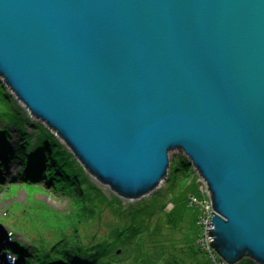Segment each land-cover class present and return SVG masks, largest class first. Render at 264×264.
I'll use <instances>...</instances> for the list:
<instances>
[{
  "label": "water",
  "instance_id": "water-1",
  "mask_svg": "<svg viewBox=\"0 0 264 264\" xmlns=\"http://www.w3.org/2000/svg\"><path fill=\"white\" fill-rule=\"evenodd\" d=\"M0 77L120 196L180 150L211 247L264 264V0H0Z\"/></svg>",
  "mask_w": 264,
  "mask_h": 264
},
{
  "label": "rangeland",
  "instance_id": "rangeland-1",
  "mask_svg": "<svg viewBox=\"0 0 264 264\" xmlns=\"http://www.w3.org/2000/svg\"><path fill=\"white\" fill-rule=\"evenodd\" d=\"M42 144L51 148L52 152L41 153L39 163L33 154L30 160L34 164V168H31L34 170L33 175L24 176L27 182L19 181L18 173H24V154L29 155L28 149L36 154ZM62 149L64 152L60 151ZM0 154V219L4 222L0 221V264H19L13 254L3 252L2 245L9 242L10 235L18 241L25 240L9 224H37L48 231L54 226L58 228L60 224H69L68 220L76 216L79 208L78 204L72 203V195L76 196L77 192L73 188L85 180L76 182L78 173H69L66 161L62 162V166L59 165V161L67 159L66 155L74 160L75 168L79 167V174L84 173L89 182L108 197V201L97 212L90 213L91 217L81 232L110 240L113 231H122L132 222V217L140 215V211L144 210L145 218L149 219L150 224L142 235L141 246H135L134 249L133 245L127 248L121 246L124 251H119L113 259L119 260L118 264H217L216 260L211 262L209 252L202 249L198 241V209L186 205V198L196 192V185H203L199 178L202 176L190 162L186 166L177 162L180 158L187 159L180 150L169 152L167 175L169 171L172 172L169 179H166V175L155 189L139 198L120 196L87 172L55 132L31 116L15 99L0 77ZM177 166L183 170L184 176L173 172ZM67 183L74 184L69 186ZM201 197L208 201L207 193H201ZM147 212L153 213L148 216ZM138 249L140 252H137ZM221 260L220 264H231L223 258ZM64 264H70V260ZM102 264L108 263L105 261Z\"/></svg>",
  "mask_w": 264,
  "mask_h": 264
},
{
  "label": "trees",
  "instance_id": "trees-1",
  "mask_svg": "<svg viewBox=\"0 0 264 264\" xmlns=\"http://www.w3.org/2000/svg\"><path fill=\"white\" fill-rule=\"evenodd\" d=\"M48 151L52 152L51 148H46V145L44 144L40 146L36 154L31 153L29 149L27 150L29 155L25 156L24 154L23 161L26 160L28 162L25 161L23 165L24 173L22 174L24 175H20V173H18L19 181L27 182L28 180H26L24 176L33 175L34 170H31V168H34V164H32L33 162H30L32 155H35L34 159L35 161L38 159L39 163V155L41 153H47ZM60 151L62 152L63 149ZM56 153L57 155L59 154L58 151ZM66 158L67 159L59 161V165L62 166V162L66 161L65 163H67V169L69 170L68 172L72 175L76 174V172L78 173L76 174L77 176L75 175L76 182L77 180L78 182H83L85 180V182L78 185L77 188H73V190L76 189L77 192L76 196L72 195V203L74 205L75 203L78 204L79 208L76 216L68 220L69 224H60L58 228L54 226L48 231L45 230L44 226H38L37 224H9L12 228H14V230L21 233L25 237V240L24 242L21 240L18 241L13 239V237L10 235L9 242L6 241L2 245L3 252H9L13 254L19 264H56L57 262L64 264L68 259L70 260V264H81L79 261H82L83 264H102L105 261L108 264L120 263L119 260L117 261L113 259H115L119 253L117 251H124L121 246L123 247L124 245L125 247L123 248H127L130 245H133V249L135 246H141L140 241L142 239V235L144 231L148 229V224H150L148 217L145 218L144 210L140 211V215L137 217L135 216L137 219L134 220L135 217H132V222L128 226L124 227L122 231H116V233L113 231V233L109 236L110 240H106L105 238H95L96 236H94V234L91 236L88 234L85 235L83 232H81V228H83V226H85V224L89 221V217H91L90 213L93 211L97 212L100 207L106 201H108V197L106 198L104 193L99 188L90 183L84 173L79 174L80 169L79 167L75 168L74 160L72 161L67 155ZM171 160H173V158ZM177 162H179L181 165H189V162L186 158L185 160L180 158ZM30 171H32L31 174ZM173 172L180 176L185 175L179 166H177ZM170 174H172V172L169 171L166 179L170 178ZM73 184L70 183L68 185L71 186ZM197 193L198 192L196 189V192L194 191L192 194L195 195ZM188 197L186 198V205L193 206L188 204ZM77 200L80 202H77ZM148 213L149 212L146 214ZM151 213L153 212H150L148 216H151ZM0 221L4 224L2 219H0ZM137 252H140V250L138 249ZM233 264L256 263L250 258L243 257Z\"/></svg>",
  "mask_w": 264,
  "mask_h": 264
},
{
  "label": "built area",
  "instance_id": "built-area-1",
  "mask_svg": "<svg viewBox=\"0 0 264 264\" xmlns=\"http://www.w3.org/2000/svg\"><path fill=\"white\" fill-rule=\"evenodd\" d=\"M199 178L202 184L205 185V187L203 188V185L201 184L200 187L196 185V189L198 193L195 195L191 194L188 197V204L198 208V216H197L198 241H200V244L203 246L202 249H204L206 252H209L211 262L216 260V263L220 264L222 263L220 255L216 252L215 248L211 247V245L209 244L210 241H208L213 239V236L207 234V228L213 227L212 223H210V219H211L210 214L211 211L213 212L210 192L208 188H206L207 184L204 181V179L200 176ZM203 192L207 193L208 201H206L204 198L201 197V193Z\"/></svg>",
  "mask_w": 264,
  "mask_h": 264
}]
</instances>
